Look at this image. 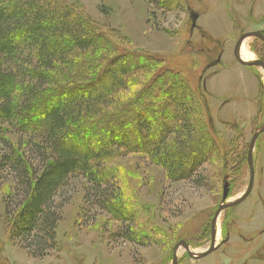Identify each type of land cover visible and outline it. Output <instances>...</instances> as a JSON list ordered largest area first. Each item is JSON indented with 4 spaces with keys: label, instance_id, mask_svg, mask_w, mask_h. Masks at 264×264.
Instances as JSON below:
<instances>
[{
    "label": "rangeland",
    "instance_id": "obj_1",
    "mask_svg": "<svg viewBox=\"0 0 264 264\" xmlns=\"http://www.w3.org/2000/svg\"><path fill=\"white\" fill-rule=\"evenodd\" d=\"M53 1L103 31L115 45L116 56L119 47L160 56L161 60L148 70L153 66V71L175 72L177 76L172 77L188 82L196 98L198 126L202 133L210 132L219 152L205 158L192 179L185 175L170 179L159 166L136 153L106 161L103 173L118 186L120 194L115 204L127 206L126 222L117 221L103 209L89 207L83 198L86 181L81 177L71 180L56 200V205L66 200L60 210L56 248L43 259H31L9 240L4 209L7 203L14 208L21 193L14 175L2 169V258L7 264H172L173 250L178 245L177 264H264V131L252 151V191L243 203L218 216L216 250L196 260L180 244H187L194 253L206 251L211 220L222 203L224 185L228 189L226 202L236 200L247 188V151L253 134L264 123V73L258 67L240 65L233 51L240 35L256 31L264 34V0H180V6L171 12L157 10L144 0ZM260 44L264 43L255 38L242 44L250 53V61L264 63ZM129 56L130 65L133 59L137 61V57ZM150 72L132 76L131 86L119 100L134 96L151 78ZM105 79L102 83H107ZM119 122L102 127L99 136L105 140L125 133L128 143L134 146L144 141L136 125L118 131ZM5 138L19 154L36 164L27 137L10 129ZM3 153L0 146V156Z\"/></svg>",
    "mask_w": 264,
    "mask_h": 264
},
{
    "label": "trees",
    "instance_id": "obj_2",
    "mask_svg": "<svg viewBox=\"0 0 264 264\" xmlns=\"http://www.w3.org/2000/svg\"><path fill=\"white\" fill-rule=\"evenodd\" d=\"M144 1L163 12L181 4ZM119 48L116 56L103 31L53 0H0V170L14 175L21 193L14 208L7 203L4 218L9 240L31 259H43L56 248L66 201L56 205V200L71 180L86 181L83 198L89 207L126 222L127 206L115 204L118 186L103 173L106 161L136 153L170 179H192L205 158L218 155L210 132L202 133L198 126L196 98L188 82L172 77L177 76L173 71L148 70L161 60L158 55ZM127 55L137 61L130 65ZM147 71L151 78L134 96L120 101L130 78ZM105 78L107 83H102ZM118 119V131L136 125L144 141L129 144L125 133L118 139L101 138L98 130ZM10 129L28 138L36 164L5 138ZM0 264H7L1 255Z\"/></svg>",
    "mask_w": 264,
    "mask_h": 264
},
{
    "label": "water",
    "instance_id": "obj_3",
    "mask_svg": "<svg viewBox=\"0 0 264 264\" xmlns=\"http://www.w3.org/2000/svg\"><path fill=\"white\" fill-rule=\"evenodd\" d=\"M248 38H255L260 40L261 42L264 43V34L261 32H248V33H244L242 35H240L239 39L237 40L235 46H234V57L236 59V61L242 65V66H246V67H258L260 68L263 73H264V63L260 60H253L250 62H246L244 61L241 57H240V49L242 44L244 43V41ZM263 101H264V85H263ZM264 131V123L263 125L257 129V131L253 134L248 151H247V165L249 167V182L247 185V188L245 190V192L239 196L236 200L232 201V202H226L227 199V185H224V189H223V195H222V203L220 204V206L218 207V209L216 210L212 220H211V234H210V245L209 248L201 253H194L190 250L189 246L183 242H180V244L183 246V248L185 249V251L188 253V256L190 258L193 259H202L205 258L206 256L210 255L211 253L214 252V250H216V246H215V239H216V220L218 219V216L220 215V213L222 211H224L227 208H231V207H235L241 203H243V201H245L247 199V197L250 195L251 191H252V187H253V183H254V169L252 166V151H253V147L255 144V141L257 139V137ZM179 244V245H180ZM179 246L177 245L174 250H173V259H172V264H177V260H176V249Z\"/></svg>",
    "mask_w": 264,
    "mask_h": 264
},
{
    "label": "bare ground",
    "instance_id": "obj_4",
    "mask_svg": "<svg viewBox=\"0 0 264 264\" xmlns=\"http://www.w3.org/2000/svg\"><path fill=\"white\" fill-rule=\"evenodd\" d=\"M240 56H241V58H242L244 61H245V60H248V61L251 60L250 53L247 52L245 46H242L241 51H240Z\"/></svg>",
    "mask_w": 264,
    "mask_h": 264
}]
</instances>
